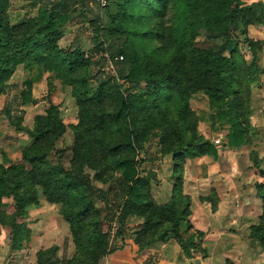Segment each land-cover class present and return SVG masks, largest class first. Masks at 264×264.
<instances>
[{"label": "rangeland", "instance_id": "374dc122", "mask_svg": "<svg viewBox=\"0 0 264 264\" xmlns=\"http://www.w3.org/2000/svg\"><path fill=\"white\" fill-rule=\"evenodd\" d=\"M123 2L7 0L4 14L11 26L34 24L40 8H66L68 18L57 30L55 45L42 55V62L28 59V63L16 66L0 94V163L5 158L11 164L23 165L25 180L34 178L25 190L30 200L23 210L17 216L8 210L0 217V264H264V24L248 26L246 35L235 32L234 50L226 54L230 64L223 105L212 106L202 90L189 93L193 88L186 75L192 74L194 67L187 65L188 58L181 63L186 50H179L176 44L169 43L168 50L155 51L143 60L141 68L148 69V74L158 81H153L149 90L144 81L131 88L130 94H135L132 99L140 108L135 129L138 142L130 157L137 162L140 175L150 179L143 189L145 200L161 209L172 203L181 221L178 233H168L151 242V232L140 235L147 228L146 217H128L120 236L116 235L114 219L110 222L106 217L107 206H113L118 199L119 187L115 180L108 179L110 166L105 159L96 164L89 160L98 158L104 145L121 138L109 115L117 107L114 91L119 86L128 94L129 85L118 79L120 67L109 61V54L122 44L123 37L113 31L110 16L114 23L123 20ZM148 2L151 7L158 6L157 1H143ZM257 2L264 0H240L243 6ZM141 5L138 1L137 9L142 13ZM153 36L149 41V35H145L144 48H159L161 43ZM249 40L261 42L256 61L258 81L254 84L248 81L252 60ZM185 44L206 50L215 49L220 42L198 37ZM75 48L83 53L88 65L77 68L70 78L59 76L46 64L55 63L50 56L58 50L69 53ZM135 53L147 54L143 50ZM115 61L123 60L118 57ZM165 63L169 70L160 72ZM179 66L183 74L177 71ZM84 72H88L84 81L87 93L79 99L71 81ZM168 75L182 80L181 87L164 82ZM159 81L160 91L152 101L153 85ZM26 82L31 83L28 99L23 93L27 91ZM234 104L237 107L230 116L229 109ZM50 106H56L62 124L58 139L34 142L24 130H33L37 117ZM218 112L227 114L223 121L218 120ZM100 118L102 126L96 123ZM238 125L242 130L240 138L236 137ZM192 132L195 138L202 139L201 143L189 142ZM30 148L49 152L45 163L28 164L23 153ZM210 148L214 154L207 153ZM50 168L52 174L61 169L84 173L92 185L106 192L104 202L94 200L86 219H100V233L107 236L111 246L121 245V238L127 236L121 250L96 260L77 247L61 214V197L46 194V188L52 187L48 181ZM95 171H102L104 182L94 177ZM70 196L64 195V199ZM160 211L159 217L151 221H157L156 238L173 225L168 214ZM4 222L17 227L25 224L29 237L22 236L18 228V236L13 239Z\"/></svg>", "mask_w": 264, "mask_h": 264}, {"label": "trees", "instance_id": "16d2710c", "mask_svg": "<svg viewBox=\"0 0 264 264\" xmlns=\"http://www.w3.org/2000/svg\"><path fill=\"white\" fill-rule=\"evenodd\" d=\"M133 1L137 3L132 4ZM138 1L142 3V13L137 9ZM143 1L124 0L120 6V14H123V20L120 22L114 23V17L110 16L113 31L116 30L123 37V40L119 47L110 52L109 61L111 63L117 62L115 64L119 65L118 79L129 85L126 88L129 93L122 92L119 86L116 88L114 100L117 107L115 112L109 115L110 123L118 127L121 138L104 145L105 148L102 154L96 159L92 158V161L89 160V162L96 164L105 159L106 165L110 166V171L107 170L108 173L110 172L107 177L109 180H115L119 187V196L113 204L114 207L109 205L106 208V217H108V220L110 219V222L113 218V224L117 225V234H115L117 236L121 235L120 228L125 225L128 217L139 215L142 218L146 217L145 225L147 227L143 232H140V235L146 236L148 232H151L152 242L156 239H163L168 233H178V224L181 218L178 217L179 213L172 203L164 204L161 209L152 202L145 200L143 189L148 187L150 179L140 175L137 162L133 157H130V154L134 151V146L138 142V134L135 129L138 126L137 112L140 108L132 99L135 94H130L131 88L137 87L139 81H144L148 85L147 90H149L152 82L158 81L153 78V74H148V69L141 68L142 62L155 51H166L169 43L176 44L179 50H186L185 55L181 57V63L185 64L188 58L187 65H193L194 67L193 73L186 75L193 88L188 87L190 89L189 93L202 90L212 106L226 104L224 101L226 71L230 64L226 54L232 53L234 50L236 31H241L243 35H246L248 26L264 24V3L257 2L243 6L240 0H151L158 3L157 7H151L149 2L144 4ZM6 3L7 0H0V94L3 92L4 83L9 79L12 70L16 66L24 62L28 63V59H39L42 62L41 60L44 59L42 55L49 52L51 46L55 45L58 40L57 30L68 18L66 8L54 7L53 11L40 8L38 20L34 24L11 26L4 14ZM55 10L60 11L54 12ZM146 34L149 35V41L153 40V35H156V39L161 43L159 48H152L151 50L144 48ZM198 37L207 39L210 42L218 41L220 44L215 49L206 50L193 48L191 45H183L186 40L192 43ZM248 47L252 54V60L248 67V81L254 84L258 81L256 61L257 54L261 51V42L249 40ZM135 50H143L147 54L139 55L135 53ZM50 57L55 60V63L46 62V64L54 68L57 74L65 79L66 77L70 78L77 68L88 65L83 53L76 48L69 53H65L60 49ZM118 57L123 61H115ZM167 70H169V67L165 63L162 65L160 72L166 73ZM177 71L182 74L184 72L181 66L177 68ZM86 75H88V72H84L71 81L73 93L79 99L87 93L86 83L84 82ZM172 77L174 76L168 75L163 81L175 82L181 87L182 80L172 79ZM153 86L154 99L152 101H155V96L161 88L160 81ZM30 88L31 83L26 82L27 91L23 92L26 99L30 95ZM92 98L94 99V97ZM23 103L26 104V102ZM236 107L235 104L231 106L229 109L230 116L233 115L232 112L235 111ZM226 116L227 114L224 112H218L217 114L219 121H223ZM96 123L102 126V118ZM13 125L19 127L17 123H13ZM61 128L62 124L57 108L56 106H50L44 115L37 117L33 130L24 131L32 137L34 142H41L46 138L57 141ZM238 129L236 137L240 138L242 130H240L239 125ZM201 141L202 139L195 138L194 132H192L189 142L201 143ZM207 151L209 154H214L212 148ZM48 153L38 152L34 148H30L24 151L23 157L30 165H42L45 163ZM48 172L50 175L48 181H50L52 187L46 188V194L51 193L61 197V214L69 225L72 239L77 247L87 257L96 260L121 250L123 248L122 243H124L127 236L121 238V245L111 246L107 236L105 237L100 233V219L94 221L86 219L91 214L94 200L104 202L106 192L92 185L88 175L84 173L67 172L61 169L52 174L51 168ZM94 177L98 181L104 182L101 179L103 178L102 171H95ZM33 179L30 176L27 182L24 177L23 165L11 164L3 158L0 163V217L8 210H12L14 216H17L23 210L30 200V197L25 195V190L31 185ZM64 195L71 196L66 200ZM3 199H9L10 201L1 202ZM81 205L82 208H80ZM160 210H163V214H168V218L171 219L173 225L167 228L160 238L159 236L156 238L154 233L157 221L156 223H151V221L155 217H159L157 214L161 212ZM93 212L100 214L96 211ZM162 217L160 219H163ZM4 224L9 226L6 222ZM18 228L21 230L20 234L22 236L29 237L30 230L25 224L19 227L12 225L9 226V229L13 239L18 236ZM83 231H87V234L84 235Z\"/></svg>", "mask_w": 264, "mask_h": 264}, {"label": "built area", "instance_id": "2783aa9c", "mask_svg": "<svg viewBox=\"0 0 264 264\" xmlns=\"http://www.w3.org/2000/svg\"><path fill=\"white\" fill-rule=\"evenodd\" d=\"M98 2H104V0H97ZM121 59V58H120Z\"/></svg>", "mask_w": 264, "mask_h": 264}]
</instances>
